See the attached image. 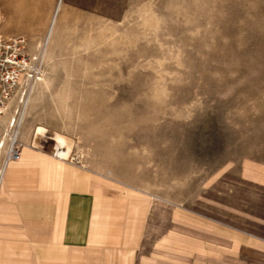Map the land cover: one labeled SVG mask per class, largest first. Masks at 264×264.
Here are the masks:
<instances>
[{"label":"rangeland","instance_id":"374dc122","mask_svg":"<svg viewBox=\"0 0 264 264\" xmlns=\"http://www.w3.org/2000/svg\"><path fill=\"white\" fill-rule=\"evenodd\" d=\"M57 1L20 126L147 193L139 261L264 264V0H0L2 28L42 53Z\"/></svg>","mask_w":264,"mask_h":264},{"label":"crops","instance_id":"0c3cea01","mask_svg":"<svg viewBox=\"0 0 264 264\" xmlns=\"http://www.w3.org/2000/svg\"><path fill=\"white\" fill-rule=\"evenodd\" d=\"M106 172L24 143L0 179V264H157L132 257L145 201L126 192L147 193ZM18 181L60 190L26 192Z\"/></svg>","mask_w":264,"mask_h":264},{"label":"built area","instance_id":"2783aa9c","mask_svg":"<svg viewBox=\"0 0 264 264\" xmlns=\"http://www.w3.org/2000/svg\"><path fill=\"white\" fill-rule=\"evenodd\" d=\"M0 11V117L13 111L9 119L8 135L0 140L1 165L19 159L22 143L18 138L20 104L29 85L41 72L40 54L26 51V42L19 34H10L2 28Z\"/></svg>","mask_w":264,"mask_h":264},{"label":"bare ground","instance_id":"6f19581e","mask_svg":"<svg viewBox=\"0 0 264 264\" xmlns=\"http://www.w3.org/2000/svg\"><path fill=\"white\" fill-rule=\"evenodd\" d=\"M59 8H60V1H57L55 6H54V8H53L51 16L49 18L48 26L46 28L45 41H44V47H42L43 48L42 53H41L40 49L37 52H31L32 54H40L41 60H43V55L46 52L47 44L50 41V38H51V35H52V32H53V27H54L55 20H56V16H57V13L59 11ZM46 56L50 57V52L47 51ZM44 63H46V62H44ZM43 72H44V70L42 68L41 72L39 74V77L36 78L35 81L32 82L29 85L28 91H27V94H26L25 98H22V100H21L20 114H19V117H18L19 121H20L19 124H21L22 119H23L24 116H25V119H27L29 117V115H30V106L33 104L34 101L36 102L35 99L38 97L40 91L49 82V76L46 75V74L44 75L45 72L44 73ZM30 93H31V95H30ZM39 99H40V97H39ZM28 100H29V104H28L27 109H25ZM37 101L39 102V100H37ZM5 115H7V120H6V123H5L6 126L5 125L3 126L4 136H2V138L0 140L6 138L7 135H8L9 119L13 115V111L11 110L7 114L5 113ZM3 116H1V117H3ZM1 117H0V120H1ZM3 121H4L3 119H2V121H0V125L4 123ZM19 127H22V126L19 125ZM19 127L17 129V133H18V136H19V131H20V136L23 138V142L24 143L32 145V146H35V147H40L41 145H47L48 148L52 152H54L55 153L54 155L57 156V157L62 156V154H64V149H65V147H67L68 140H67L66 136L64 134H62L61 132H59V131L51 128V127L42 125L41 123H39L37 125H34V126L28 128V129L25 126L22 127V129L19 128ZM19 129H21V130H19ZM1 158H2V155H0V165H1ZM13 161H16V160H13ZM9 162H12V161H9ZM2 170H3V165H1V167H0V179H1Z\"/></svg>","mask_w":264,"mask_h":264}]
</instances>
